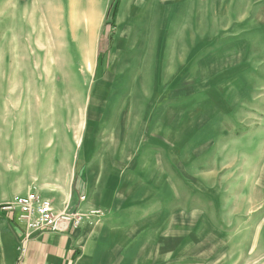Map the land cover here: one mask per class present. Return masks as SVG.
Instances as JSON below:
<instances>
[{"label": "rangeland", "instance_id": "374dc122", "mask_svg": "<svg viewBox=\"0 0 264 264\" xmlns=\"http://www.w3.org/2000/svg\"><path fill=\"white\" fill-rule=\"evenodd\" d=\"M29 192H89L126 258L264 264V0H0V209Z\"/></svg>", "mask_w": 264, "mask_h": 264}, {"label": "crops", "instance_id": "0c3cea01", "mask_svg": "<svg viewBox=\"0 0 264 264\" xmlns=\"http://www.w3.org/2000/svg\"><path fill=\"white\" fill-rule=\"evenodd\" d=\"M79 203L68 208L86 211L96 204L94 198L89 199V192L88 199H79ZM92 221L86 220L77 230L67 233L29 231L0 209V264H146L143 255L126 258V244L112 237L106 242L109 237L103 230L113 224Z\"/></svg>", "mask_w": 264, "mask_h": 264}, {"label": "built area", "instance_id": "2783aa9c", "mask_svg": "<svg viewBox=\"0 0 264 264\" xmlns=\"http://www.w3.org/2000/svg\"><path fill=\"white\" fill-rule=\"evenodd\" d=\"M84 199V196L81 197V201ZM1 210L13 215L18 223L24 225L29 231L43 230L55 233L70 232L79 228L86 220H94L103 216L100 209L83 212L77 208L56 213L51 201L36 192L15 196L10 203L3 205ZM24 250L22 248L23 252Z\"/></svg>", "mask_w": 264, "mask_h": 264}, {"label": "bare ground", "instance_id": "6f19581e", "mask_svg": "<svg viewBox=\"0 0 264 264\" xmlns=\"http://www.w3.org/2000/svg\"><path fill=\"white\" fill-rule=\"evenodd\" d=\"M15 218V217H14ZM77 230V229H76Z\"/></svg>", "mask_w": 264, "mask_h": 264}]
</instances>
